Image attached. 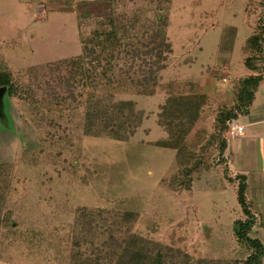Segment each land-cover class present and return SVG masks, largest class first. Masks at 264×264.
I'll list each match as a JSON object with an SVG mask.
<instances>
[{
  "label": "rangeland",
  "instance_id": "rangeland-1",
  "mask_svg": "<svg viewBox=\"0 0 264 264\" xmlns=\"http://www.w3.org/2000/svg\"><path fill=\"white\" fill-rule=\"evenodd\" d=\"M259 1L0 0V66L17 91L8 102L0 99V209L8 216V226L0 228V264H71L75 221L84 208L117 217L116 238L126 229L156 246L157 264H242L253 253L234 236V222L245 218L211 137L219 103L234 106L233 86L249 74L240 50L262 11ZM163 16L171 44L165 69L154 84L111 101L133 104L140 116L133 136L86 135L82 88L76 103L55 100L67 92L49 67L80 56L82 39L100 26L124 28L137 41ZM205 71L227 84L221 97L197 93ZM186 97L193 99L189 106L178 101ZM170 101L189 112L181 121L189 132L180 150L152 144L167 138L159 121L166 122ZM248 111L264 116V83ZM249 132L241 152L226 156L232 172L247 176L246 203L257 220L247 238L264 246V122Z\"/></svg>",
  "mask_w": 264,
  "mask_h": 264
},
{
  "label": "trees",
  "instance_id": "trees-1",
  "mask_svg": "<svg viewBox=\"0 0 264 264\" xmlns=\"http://www.w3.org/2000/svg\"><path fill=\"white\" fill-rule=\"evenodd\" d=\"M259 5L262 11L240 50L243 65L251 74L238 79L233 86L234 106L225 107L219 103L220 106L214 113L215 133L211 138L218 144L217 152L222 157L223 174L228 180L231 178L227 176L223 158L226 140L222 134L228 122L247 114L258 86L264 82V0H260ZM165 30V16L157 18V24L150 33L142 34L136 38L137 41L127 35L124 28L113 26L108 31L100 26L82 39L80 56L59 61L49 67V71L57 73L58 85L65 87L67 92L62 99L54 95L55 100L63 101V104L76 103L75 91L77 87L82 88L81 96L85 97L86 103V135L105 136L116 141H127L133 136L140 123V116L133 112V104L111 101L115 94L157 82L159 73L165 69L166 55L171 53V44L166 38ZM141 39L143 41H139ZM120 63L125 68L120 67ZM0 88H5L3 96L6 102L17 95L11 73L3 66H0ZM204 98L201 97L200 100ZM219 99L221 100L220 97ZM178 101L187 106L193 103V99L187 97ZM57 107L60 109L61 106ZM162 110H165L164 106ZM166 110L169 113L165 116L166 122L163 123L160 119L159 123L166 129L167 138L152 144L159 148L180 150L189 132L187 124L181 121L189 119V112L183 114L186 109L181 104L174 106L173 101H170ZM163 115L164 113H160V118ZM233 180L236 181V202L245 218L234 222V236L253 252L242 264H262L264 250L260 242L250 240L246 235L255 222L244 195L246 179L243 175H236ZM1 213L0 209V228L7 227L8 216ZM103 214L104 211H89L85 208L78 211L75 228L79 229V233L73 244L75 252L71 264H155L158 258L162 261L156 246L150 247L148 241L135 237L128 230L121 233L123 237L116 238L113 227L119 233L120 221H115L117 217L109 220ZM103 234L104 237L99 239V235Z\"/></svg>",
  "mask_w": 264,
  "mask_h": 264
},
{
  "label": "crops",
  "instance_id": "crops-1",
  "mask_svg": "<svg viewBox=\"0 0 264 264\" xmlns=\"http://www.w3.org/2000/svg\"><path fill=\"white\" fill-rule=\"evenodd\" d=\"M198 54H199L198 57H202V54H200V53H198ZM193 59L195 60L196 58H193ZM189 62L188 63H183V64L187 65V64H189ZM194 62L195 61L190 62V63L191 64H194ZM223 69H226L227 70L228 69V66L223 64L221 70H223ZM221 70L215 69L213 71H221ZM213 71L212 72L205 71L204 74L202 72L199 73V79H200V82H202V85L200 84V86H199L200 89H198V92L197 93H199V94H202V93H211V94H213V93H219L218 96H220L225 91V88H227V86H226L227 84H222L220 82H217V79H215V77H213L211 75L213 73ZM250 74L251 73L249 72L248 75H250ZM262 83H264V82H262ZM242 119H244V120H242ZM246 119L248 121H246ZM263 122H264V116L263 117H260V115H251L250 112L248 111L247 114H245L243 116H240L239 119H238V123L243 127V131H242L241 135L238 136V137H236V138H234V139H230V140H227L226 139V148H225L224 153H223V158L227 160L226 161L227 162V169H228V171L230 173H232V178L230 177L232 180L234 179V177L236 175H243L245 177V179H246V181H245V183H246V190H245V193H244L245 198H246L247 190H248L247 176L245 174H242V173H239V172H232V170L230 169V160H231V158L230 157H227L226 155H227V152L230 155L232 153L236 154V153L241 152L242 138H246V137L247 138H250L249 135H246L247 133L244 135V132L245 131H248L249 132V128L250 127L256 126L257 124L263 123ZM252 133H254V132H252ZM254 136H257V134H254ZM251 166L253 168H255V159H252ZM233 183L236 186V181H234ZM257 195H260V193H257ZM253 217H254V221L256 222L257 220H256L255 215H253ZM260 227L264 229V220L262 219L261 216H260ZM260 244H261V246H262V248L264 250L263 244L261 242H260ZM262 264H264V256L262 257Z\"/></svg>",
  "mask_w": 264,
  "mask_h": 264
},
{
  "label": "built area",
  "instance_id": "built-area-1",
  "mask_svg": "<svg viewBox=\"0 0 264 264\" xmlns=\"http://www.w3.org/2000/svg\"><path fill=\"white\" fill-rule=\"evenodd\" d=\"M242 131H243V127L238 123V120H232L228 122L227 131H226L227 140L234 139L240 136Z\"/></svg>",
  "mask_w": 264,
  "mask_h": 264
},
{
  "label": "water",
  "instance_id": "water-1",
  "mask_svg": "<svg viewBox=\"0 0 264 264\" xmlns=\"http://www.w3.org/2000/svg\"><path fill=\"white\" fill-rule=\"evenodd\" d=\"M4 92H5V88H0V99L3 96ZM157 263H158V260L156 261L155 264H157Z\"/></svg>",
  "mask_w": 264,
  "mask_h": 264
}]
</instances>
